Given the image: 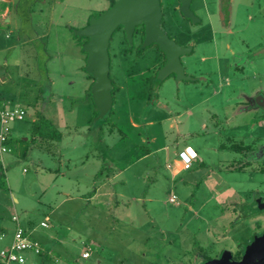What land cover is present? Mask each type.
<instances>
[{
    "label": "rangeland",
    "instance_id": "rangeland-1",
    "mask_svg": "<svg viewBox=\"0 0 264 264\" xmlns=\"http://www.w3.org/2000/svg\"><path fill=\"white\" fill-rule=\"evenodd\" d=\"M19 1V13H24L25 0ZM219 1L229 6L226 27L220 21ZM159 2L162 27L171 35L173 17L180 24L184 20L171 10L175 0ZM108 5L109 0L35 1L31 19H44L48 27L45 44L55 72L52 86L38 79V104L47 106L45 113L59 106L55 122L62 134L54 144L55 157L32 148L24 158L3 160L0 251L11 243L15 215L21 226L28 218L37 233L65 238L63 249L50 250L38 241L44 255L23 251L22 264H200L204 255L214 258L221 250L236 258L264 228V210H257L255 203L264 195V153L252 160V155L229 150V138L250 150L264 145V107L249 106L238 96L239 89L249 96L257 89L264 93V52L256 53L264 42V0L192 2L201 25L188 23L194 47L182 60L185 71L195 77L190 81L176 82L171 75L158 79L151 70L156 61L151 47H142L138 55L135 44L127 49L121 30H115L108 45V74L116 90L110 112L92 118L84 53L78 48L82 68L73 75L71 90L56 79V72L74 51L71 33ZM186 26L184 21L182 29ZM200 31L204 34L199 37ZM240 56L247 61L241 69L231 68ZM203 76L211 82L196 78ZM25 85L19 80L6 88L26 102L36 88ZM29 120L25 116L10 122V135L27 136ZM186 146L196 158L172 175L171 164ZM85 157L88 164L98 161L100 175L93 183L79 163ZM111 172L115 175L108 188L114 207L105 213L81 196ZM61 191L73 198L62 200ZM171 195L174 202L167 200ZM45 215L49 225L41 227ZM84 251L88 254L82 258ZM0 264L18 263L0 258Z\"/></svg>",
    "mask_w": 264,
    "mask_h": 264
},
{
    "label": "crops",
    "instance_id": "crops-1",
    "mask_svg": "<svg viewBox=\"0 0 264 264\" xmlns=\"http://www.w3.org/2000/svg\"><path fill=\"white\" fill-rule=\"evenodd\" d=\"M35 1L39 4H44L45 0H25L24 1V13H19L20 8V1L19 0H0V24L4 27H0L1 34H0V106L6 107H13L15 105L21 107L24 112L25 116L29 117L30 123L34 121L39 116L47 119L51 123V127L54 128L58 133L57 138L48 139L51 143L50 149L47 150L40 146V142L30 143L28 149L26 150L25 155L22 157L19 154V146L18 142L12 139L11 135H9L11 141L7 145V150L0 155V165L2 167L3 160H12L14 158L20 157L24 158L28 156L30 149L34 148L45 152L46 154L50 155V157L56 156V151H54V144L57 139L61 136V131L57 128L55 119L59 116V106L55 105L50 113H45L47 106L39 107L38 104V94L40 93V89L36 88L38 85L39 78L46 80V82L52 86L54 83L55 78H53L54 73L52 69L49 67V61L51 60V55L46 50L45 39L47 37V26L44 24V19H31L32 14L34 13L35 8ZM34 3V4H33ZM26 13V14H25ZM201 25V24H200ZM211 32V31H208ZM229 32V30L227 31ZM203 32L200 31L199 37ZM73 34V33H71ZM61 35L65 38V33H61ZM74 35V34H73ZM72 36V35H71ZM203 38H199L198 41H201ZM212 39V38H211ZM207 40V39H206ZM73 46L74 51H71V55L63 58V67L56 72V79L59 77L60 79L64 80V85H66L69 90L74 85V81L72 79L73 75L77 74V69L81 65L82 60V53H78V48L83 52L82 47L79 43H77L76 39H73ZM194 47V41H193ZM13 53V58L7 57ZM155 54V53H154ZM156 58V57H155ZM205 56H200L199 59L201 61L205 60ZM10 59V60H9ZM66 60V61H65ZM80 62L79 64L77 62ZM157 60L153 62V66L151 70L153 71L156 68ZM200 74V73H199ZM198 74V75H199ZM87 77V76H86ZM66 78V79H65ZM205 78L208 77L203 76L200 82L205 84H209L205 82ZM59 79V81H60ZM209 79V78H208ZM19 80L24 81L26 83V87H29L31 90L34 88L33 97L28 99L26 102H23L18 98L20 95L18 92L15 93L14 89H7L6 86L8 85H17ZM58 80V79H57ZM89 80V81H88ZM226 81V77H224ZM90 82V79L87 77V86ZM178 82V81H177ZM202 83V84H203ZM214 91V90H213ZM36 94H35V93ZM217 91H215L216 93ZM25 106V107H24ZM56 115V116H55ZM48 129V128H47ZM45 132V131H44ZM27 136L22 137L23 141H26L30 136V131H27ZM46 133V132H45ZM37 143V144H36ZM42 143V142H41ZM10 150V151H8ZM38 159V158H37ZM85 157L79 161L80 166L83 168L86 178L90 183H93L97 178V175H100V169H98V161H90ZM179 160L175 161L171 164V172L172 175H175L179 170ZM168 167V166H167ZM50 171V168L48 167ZM63 175L62 172H59ZM114 172H111L109 175L102 178L96 186L91 188V193L86 194L85 196H81L82 199L89 202L93 208L96 210H101L102 212L109 213L112 212L114 203L111 198V193L108 188V183L114 177ZM53 180V178H52ZM61 196L63 199H71L73 198L70 196L66 191H61ZM170 197V196H169ZM168 197V198H169ZM168 200V199H167ZM15 201V199H14ZM169 201V200H168ZM171 202V201H169ZM51 210H49L50 212ZM96 211V212H99ZM15 216V215H13ZM16 217V216H15ZM17 218V217H16ZM18 221V220H17ZM41 221H48V217L45 215L39 222ZM19 225L20 222L18 221ZM21 226L29 237L35 239L43 244H48L50 250H54L53 248L63 249L64 248V240L65 238L57 236L55 237L53 233L48 235L39 234L35 231V228L30 224V220L28 218L23 219ZM47 224V222H46ZM49 224H47L48 226ZM40 226V225H39ZM46 226V227H47ZM42 227V226H41ZM82 253V252H81ZM80 253V255H81ZM43 251L40 253L39 256H43ZM81 257V256H80ZM26 258H24L25 263Z\"/></svg>",
    "mask_w": 264,
    "mask_h": 264
},
{
    "label": "water",
    "instance_id": "water-1",
    "mask_svg": "<svg viewBox=\"0 0 264 264\" xmlns=\"http://www.w3.org/2000/svg\"><path fill=\"white\" fill-rule=\"evenodd\" d=\"M190 0H179L180 12L194 19L188 9ZM161 11L159 0H114L105 10L92 16L80 29H75L73 34L84 37L82 45L85 52L84 69L90 73L91 84L89 93L91 101L97 111L96 117H102L111 107L109 72V40L117 27H121L123 37L128 44L131 43L134 27L142 25L141 47L154 44L164 55V62L157 70L156 77L163 79L170 74L175 79H190L182 74L178 56L185 53V48L177 45L160 28ZM264 46L256 53H263ZM264 107V99L261 100ZM256 209H264V196L255 200ZM202 264H264V229L247 243L238 260H234L231 253L221 250L218 257L208 259Z\"/></svg>",
    "mask_w": 264,
    "mask_h": 264
},
{
    "label": "flooded vegetation",
    "instance_id": "flooded-vegetation-1",
    "mask_svg": "<svg viewBox=\"0 0 264 264\" xmlns=\"http://www.w3.org/2000/svg\"><path fill=\"white\" fill-rule=\"evenodd\" d=\"M175 1H176L175 4H172V6H171V10H173L174 12H177V14L180 16V18H182L185 21V23H187L186 29H182V27H184V21H183V24H180L179 20H176L173 17V20H172L173 34L169 35L166 32V30L162 27V13H161L159 26L164 31V33L169 38H171L177 45L182 46V47L185 48V53L179 55L178 56V60H179V64H180V67H181V70H182V74L185 75V76H188L190 79H175V76L173 74H170V75L172 76V78L176 82L179 81V80L190 81V80H194L195 77L191 76V74H188L185 71L182 57H184L185 55H189L193 51V42L190 40L191 37H192V33L193 32L191 34H189L188 23L192 24V25H194V23L201 24V18L195 13L194 8L191 7V4H192V2H194V0H190L189 4H188V9L194 15V19L193 20H191L190 18L184 16L180 12V10H179V0H175ZM159 5H160V2H159ZM225 6L227 7V5H225ZM160 11H161V7H160ZM263 11H264V7H263ZM218 13H219V16H220V21H221L222 26L226 27L228 25L227 24L228 23V19L227 18L229 17V6H228V8H224V4H222L219 1V3H218ZM263 14H264V12H263ZM119 29L122 32V29H121L120 26H119ZM228 30H229V32H227V33H230L231 30H230V28L227 27L225 31H228ZM208 31H210V30H208ZM142 33L143 32H142V25L141 24L137 25L136 27H134V30H133V33H132V40H131V43L129 44V46H132V45L134 46V44H135V49H136V45L141 44ZM180 35H182V36H180ZM139 37H141L140 40H139ZM178 37H180V39H182V41L178 40ZM134 38H136L135 42L133 41ZM184 39H186V40L184 41ZM149 46L151 47V49L154 51V53L156 55L157 64H156V68L154 69V75L156 76L157 70L162 66V64L164 62V55L157 48L156 45L150 44ZM263 46H264V42H263V45L261 47H263ZM230 53H232V52H230ZM252 55H253V53H252ZM243 61H247V58L245 56H240L239 60L237 62L231 64V68H233V69L240 68L241 69V67H242L241 64L243 63ZM170 75H168V76H170ZM199 75H201V74H199ZM196 78L199 79V80L203 79V77H196ZM205 82L209 83V82H211V80L208 79V78L207 79L205 78ZM238 96L241 99L243 98V100L247 104L249 103V106L256 107V108H262L260 106L261 100L264 99V93L262 91L257 89V90L254 91V93L251 96H249L248 94L243 92L241 89H239L238 90ZM229 140L231 142L229 150L237 153V155H244V156L245 155H248V156L252 155V160H257L258 158L262 157V155L264 153V145L263 146H259L258 148H255L253 150H250L249 147H247L246 145L242 144L239 139L229 138ZM262 196H264V195H262ZM258 197H260V196H258ZM261 210H264V209H261ZM219 253H218V255H219ZM241 253L236 258H234V257H232V258L234 260L240 259ZM218 255L215 256L214 258L218 257ZM210 259H212V258H210Z\"/></svg>",
    "mask_w": 264,
    "mask_h": 264
},
{
    "label": "built area",
    "instance_id": "built-area-1",
    "mask_svg": "<svg viewBox=\"0 0 264 264\" xmlns=\"http://www.w3.org/2000/svg\"><path fill=\"white\" fill-rule=\"evenodd\" d=\"M23 117L24 110L17 105L13 107L0 106V155L7 150L5 141L10 135L8 124L12 121L22 120ZM177 156L181 164L180 169L189 168L191 162L196 158L194 151L188 146L179 151ZM168 200L174 202V196L171 195ZM12 219L15 221V228L11 243L7 249L0 251V258L4 263L16 262L22 264L24 262V257L22 255L23 251H31L34 254H39L42 248L37 240L28 236L26 231L19 225L15 216H12ZM39 225L42 227L47 226L45 221L39 222ZM87 254L88 253L84 251L81 253V257L84 258Z\"/></svg>",
    "mask_w": 264,
    "mask_h": 264
},
{
    "label": "trees",
    "instance_id": "trees-1",
    "mask_svg": "<svg viewBox=\"0 0 264 264\" xmlns=\"http://www.w3.org/2000/svg\"><path fill=\"white\" fill-rule=\"evenodd\" d=\"M113 1L114 0H109L108 7L113 3ZM68 28L71 31L73 30L72 27H68ZM117 29H119V27H117L115 30H117ZM122 36H123V33H122ZM72 37L75 38V39H79V41H81V43H80L81 47H82L83 43L86 41V38H84V37L78 38L76 35H73V34H72ZM140 39H141V37H139V40ZM132 46H129V44H127V49L132 48ZM141 50H142L141 45L140 44L136 45L135 53L139 55ZM83 53H84V61H85V52L83 51ZM84 65H83V68H84ZM86 76L90 79V82H89V84L87 86V89H86V92H87V94L90 97V93H89V87H90V84H91L90 73H87ZM108 76H109V74H108ZM110 83H111V85H110V94H111V97L113 99V93L116 90V87L112 84L111 79H110ZM108 112H110V109L103 116H105ZM96 114H97V111H96V109L94 107V114L92 115V118L95 117ZM24 117H25V112H24ZM58 135H59V133L54 128L51 127V123L47 119L43 118L42 116H39L38 118H36L34 121L31 122L30 136H29V138L26 141H23L21 138H15V139H12V140H15V141L18 142L19 154H20V156L23 157L25 155L26 150L28 149V146H29V144L31 142L34 143V144H35V142H40V146L42 148H45V149L49 150L51 143L49 142L48 139L57 138ZM9 141H11L10 137L5 141V145L6 146L9 144ZM4 178L5 177H4L3 169H2V167L0 165V189H2V190L6 189V184H5V179ZM259 233L260 232L255 233L253 235V237L258 235ZM210 258L211 257H208V256L204 255V258L201 260L200 264H202L204 261H206V260H208Z\"/></svg>",
    "mask_w": 264,
    "mask_h": 264
}]
</instances>
